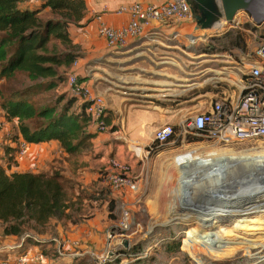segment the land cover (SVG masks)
Returning a JSON list of instances; mask_svg holds the SVG:
<instances>
[{"label":"rangeland","instance_id":"1","mask_svg":"<svg viewBox=\"0 0 264 264\" xmlns=\"http://www.w3.org/2000/svg\"><path fill=\"white\" fill-rule=\"evenodd\" d=\"M255 11L257 10L254 9V13L239 12L233 23L225 22L226 24L221 28H219V24L215 29L205 31V34L212 37L219 36L232 28L243 30L244 26H251L250 31L245 32L248 46L246 58L249 65L256 60L255 52L264 43V20L260 21L264 17L259 16L260 18H258ZM193 14V24L199 28L197 17H200V14L198 10H195ZM207 44L208 42L204 45L202 43L192 45L191 42H184L181 55L178 54L173 61H169L164 66L161 65V62H157L158 69L168 72L167 75H162L161 78L155 80L160 84L155 88L157 94L176 92L179 97L177 100L188 99L191 101L200 92L206 90L205 86L211 88L214 82L217 84L214 86H232L229 88L236 90L241 79L238 82L233 81L231 65L228 62L231 60L240 62V58L245 54L233 51L232 53L212 56H197L195 50L199 48L198 46H206ZM135 77L137 79H133ZM135 77L129 81L128 89L125 92L132 94L130 98L132 104L141 106L144 102L143 96H145L146 88L147 90L150 88L144 87L143 79L148 77L144 73V65L135 71ZM80 80L85 81L82 77ZM108 81L110 82L107 85L112 86L111 79ZM30 86L25 76L19 75L13 80L0 76V166L6 169L9 168V165L14 167V159L16 158V156L6 154V150L10 149L11 146L16 148L18 143H15L21 139L19 137V122L17 120L10 121L3 110L6 100H10L11 97L14 99L13 94L17 92L24 93L25 99L32 101L35 105H54L60 97L65 98V102L75 99L67 90V80L60 84L57 91L46 92L42 89L35 96H29L31 95ZM129 88L134 89V91L131 93ZM215 91L219 92L218 89ZM79 106L77 103L75 109ZM193 112L187 111L189 113L187 119L204 113L206 110ZM32 125L30 124V126ZM179 128L177 127L176 130ZM142 154L145 156L144 152ZM160 154L162 156H159ZM213 154H217L215 158L221 161L220 165L211 164L209 161L201 166H187L180 163V160L185 156L210 159ZM238 159L239 162L236 161ZM142 160L137 165L140 171L132 173L131 170L130 173L138 182V191L134 194L123 195V197L129 195L128 207L132 213V229L129 234L131 248L137 246L142 248L141 252L136 255L147 254L146 259H148L159 250L162 244L181 239V252L186 254L188 259L179 256L169 264H184L189 260L190 264H207V262H225L238 257L249 260L251 264H264V198L246 205V207L251 208L254 205L256 210L240 215L230 216L228 213L227 217L215 221L210 214L218 205L213 195L221 200L236 194L239 190L248 189L259 183L254 180L244 184L237 183L238 180L236 181V179H240L241 175L243 176L242 172L250 169L249 165L264 162V141L223 147L192 137L174 138L170 144L163 147H156L154 144L151 154ZM92 166H95L94 163ZM36 171L38 170L35 169ZM45 173V171H40L36 174ZM51 174L60 176L58 171ZM60 178L69 198L80 196L79 202L75 206L77 213L72 212L74 213L72 216L76 219L79 215L89 216V208L81 201V198L84 197V191L81 187L77 192H70L65 185L64 178L62 176ZM227 180L231 181L230 185H228ZM103 190L105 195L106 192L107 195L111 193L107 188ZM245 204L246 202H242L240 205ZM120 212L121 210L118 209L116 213L118 218ZM114 228L117 229L116 223L108 227L106 234ZM2 238L0 226V242ZM50 238L63 240L56 234H52ZM19 243L20 241L15 239L7 245ZM208 243L214 245V252L208 249ZM33 246L31 247L33 248ZM31 251H34V248ZM52 258L56 260L54 256ZM81 260H84L81 262L82 264H94L89 257ZM131 260L128 259L127 264L135 262Z\"/></svg>","mask_w":264,"mask_h":264},{"label":"crops","instance_id":"2","mask_svg":"<svg viewBox=\"0 0 264 264\" xmlns=\"http://www.w3.org/2000/svg\"><path fill=\"white\" fill-rule=\"evenodd\" d=\"M23 1L24 7L31 11L41 9V0ZM84 1L88 8L87 17L80 28L74 27L70 30L74 43L82 47L84 58L77 62L72 72L82 77L90 88L104 98L108 109L107 123L110 129L105 133H98L94 126L89 125L90 135L95 136L93 150L91 153L80 156L68 155L57 142L29 145L23 157L16 155L14 167L8 173L36 174L45 171V174L52 175V172L58 171L70 192H77L81 187L84 191L81 201L89 208V216L79 215L75 224L69 221H53L47 230V235L42 237L49 238L52 234L59 235L62 239L69 241L71 251H76L75 248L79 246L78 251L81 252H102L107 245V229L115 223L109 220L108 202L105 198L101 203L92 198L99 196L103 189H109L103 180L109 161L115 159L129 164L132 173L139 172L137 165L139 161H143L142 158H147L148 150L154 145V135L157 130L165 126L180 127L187 120L189 115L187 111L199 112L203 109L208 111L214 101L225 98L235 99L238 89L229 88L232 86H214L217 85L214 82V85L210 84L211 88L205 86L206 90L200 92L191 101L177 100L176 92L157 94L155 88L160 84L155 80L168 73L166 70L158 69L157 62H161L164 66L169 61H173L178 54L181 55L184 42H190L189 36L196 38L197 45L199 43L204 45L212 36H206L205 31L196 28L193 23L177 24L169 21L151 24L145 29L141 38L131 40L127 47L110 50L106 41L99 37V17L108 26L121 28L130 21L127 15L117 14L121 6L135 1L144 4H159L163 0ZM255 9L257 16L264 15V8L258 0H256ZM46 13L48 10L44 12ZM198 47L200 48L201 45ZM197 49L195 50L197 56H209L200 55ZM246 57V55L241 57L240 62H235V60L228 62L231 65L234 82H238L248 73L249 61ZM142 65H144V73L148 76L143 79L144 87L150 88L148 90L146 88L145 96H143L144 106H137L131 102L132 94H126L125 90L128 89L127 86L132 77H135V71L141 69ZM147 78L150 79L147 80ZM108 79H111L112 86L107 85L110 82ZM210 81L212 82L211 79ZM217 89L219 92L215 91ZM129 91L132 93L134 89L129 88ZM78 103L80 105L78 112H80V109L84 107L80 101ZM11 147L14 149V146ZM88 164H90L89 167ZM35 169L38 171L35 172ZM79 198L78 195L70 199L76 202ZM112 198L120 201L124 199L130 203L129 195L123 197L112 193ZM1 235L3 238L0 244L3 246L17 238L4 237L2 229ZM33 248L34 251L31 252L34 254L47 250L43 247L33 246ZM33 248L31 247L30 250ZM45 253L47 257H45L44 264H82L81 262L84 261L72 259L75 252H70L73 253L71 257L63 260H52V251L47 250L43 254Z\"/></svg>","mask_w":264,"mask_h":264},{"label":"trees","instance_id":"3","mask_svg":"<svg viewBox=\"0 0 264 264\" xmlns=\"http://www.w3.org/2000/svg\"><path fill=\"white\" fill-rule=\"evenodd\" d=\"M46 10L48 13L44 14ZM87 14L84 0H41V9L37 11L24 7L23 0H0V76L8 80L25 76L31 85L29 96L37 95L42 89L57 91L60 84L68 80L74 65L84 58L82 47L74 43L70 30L80 28ZM250 29L251 26L246 25L243 30L232 28L213 36L206 46L197 49V53L212 56L239 51L246 55L245 32ZM13 97L6 100L3 110L10 121L19 122V137L27 144L57 142L73 157L92 152L95 136L89 133L90 119L84 108L80 112L79 107L75 109L77 100L65 102L66 99L60 97L54 105L44 106L25 99L24 93H14ZM106 124L108 126L107 120ZM16 153L17 149L13 147L6 150L9 156H16ZM11 167L0 166V226L4 237L19 238L27 233L45 236L53 221L77 223L72 212H75L79 200L74 202L68 197L60 176L9 175ZM103 198L108 202L109 220L116 223L120 218L116 213L121 210L122 202L113 199L112 192L105 195L104 190L92 199L101 203ZM110 232L115 236L119 233L115 228ZM207 247L214 252L213 244L208 243ZM141 250V246H137L129 253L136 255ZM124 254L128 255V252L124 251ZM179 256L188 259L181 252V239L162 244L148 259L136 260L133 264H169ZM184 264H190V260ZM207 264L251 262L238 257Z\"/></svg>","mask_w":264,"mask_h":264},{"label":"built area","instance_id":"4","mask_svg":"<svg viewBox=\"0 0 264 264\" xmlns=\"http://www.w3.org/2000/svg\"><path fill=\"white\" fill-rule=\"evenodd\" d=\"M258 2L264 8V0H258ZM117 14L127 15L130 19L129 23L121 28H112L105 24L101 17L98 18L99 37L106 41L110 50L127 47L131 40L141 38L145 29L151 24L169 21L184 24L193 23L194 20L188 0H163L159 4L135 1L121 6ZM262 20L264 18L260 21ZM189 40L192 45L197 43L193 36H189ZM255 54L257 58L255 62L248 65V73L240 80L237 86L238 95L235 99L225 98L215 101L210 110L187 119L178 130L173 126H165L157 130L154 135L156 147L166 146L174 138L187 137L223 147L264 141V43L258 47ZM76 65L77 63L74 67ZM67 89L73 98L83 104L84 111L90 119V125L94 126L98 133L109 131L110 128L106 124L108 109L104 98L82 82L75 72L68 75ZM28 148L29 144L21 138L16 147L17 157H23ZM151 151L152 148L148 150L147 157ZM131 170L129 164L112 159L103 176L104 183L114 194L120 196L134 194L138 191V182L130 175ZM121 202L120 218L116 222L119 233L116 236L111 232L106 234L107 245L102 252L71 251L70 243L65 239L43 238L27 233L16 238L20 241L19 244L4 246L0 244V264H44L46 256L43 253L47 250L52 251L56 260L68 259L73 254L70 252H75L72 259L89 257L94 264H115L118 261L121 264H127L128 259H132L131 261L146 259L147 254H124V251L129 253L131 250L129 234L132 229V213L128 203L124 199ZM125 242H128V248L124 247ZM32 245L47 248V250L45 249L43 253L38 250L39 252L34 254L29 249ZM78 247L75 250L79 249Z\"/></svg>","mask_w":264,"mask_h":264},{"label":"bare ground","instance_id":"5","mask_svg":"<svg viewBox=\"0 0 264 264\" xmlns=\"http://www.w3.org/2000/svg\"><path fill=\"white\" fill-rule=\"evenodd\" d=\"M225 25V22L220 24L219 28ZM217 154H213L210 159L203 158L198 159L191 156H185L180 160V163H184L185 165L189 166H201L205 162L209 161L211 164H217L220 165V160H217L215 158ZM239 162V159L236 160ZM250 169H248L246 172H242L243 176L241 175V178L245 177L243 180H240L239 178L237 183H246L247 181L254 180L256 185H253L249 187L248 189L239 190L236 194L229 195L225 198L217 199L216 196L213 195V198L218 202V205H216L215 209L210 213L211 217L216 221L219 218L227 217L228 213H230V216L233 215H240L245 212L256 210L253 205V208L246 207L247 204L254 203L257 199L264 198V162L259 163L256 162L255 165H249ZM192 169V168H191ZM259 175V177H257ZM233 180V179H232ZM228 185L231 183L230 180H227ZM232 185V184H231ZM229 187V186H228ZM212 197V196H211ZM242 202H246L245 205H240ZM233 213V214H232Z\"/></svg>","mask_w":264,"mask_h":264},{"label":"water","instance_id":"6","mask_svg":"<svg viewBox=\"0 0 264 264\" xmlns=\"http://www.w3.org/2000/svg\"><path fill=\"white\" fill-rule=\"evenodd\" d=\"M193 13L198 10L197 25L203 31L213 30L217 25L233 23L239 12L254 13L256 0H188ZM125 248L129 247L125 242Z\"/></svg>","mask_w":264,"mask_h":264}]
</instances>
